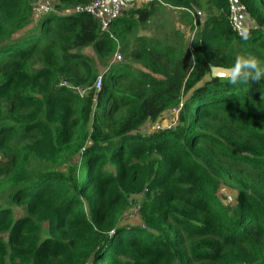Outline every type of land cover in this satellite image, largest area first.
<instances>
[{
	"label": "trees",
	"instance_id": "16d2710c",
	"mask_svg": "<svg viewBox=\"0 0 264 264\" xmlns=\"http://www.w3.org/2000/svg\"><path fill=\"white\" fill-rule=\"evenodd\" d=\"M37 1L0 0V264H264V80L216 72L264 57V0H236L243 36L230 0L140 1L110 32L70 11L91 0ZM158 5L191 52L132 44Z\"/></svg>",
	"mask_w": 264,
	"mask_h": 264
},
{
	"label": "rangeland",
	"instance_id": "374dc122",
	"mask_svg": "<svg viewBox=\"0 0 264 264\" xmlns=\"http://www.w3.org/2000/svg\"><path fill=\"white\" fill-rule=\"evenodd\" d=\"M48 1L50 2V5H51V12L57 11L56 5H55L56 0H48ZM140 1H144L143 3H146V0H134L131 6L133 5L139 6ZM239 4H240L239 2L234 3V6L238 9L237 12L245 14L244 12L245 10L239 9L238 7ZM192 11H190L189 13L190 15H192V22L194 23V27L201 26L203 28L205 25L204 23L207 21L208 10L207 9L202 10V9L196 8V11H193V12ZM190 19L191 18L187 14H184L183 11L179 8H173L168 5H162V6L158 5L155 10L154 15L152 16L150 21L147 22V25L146 26L138 25L139 27L137 26L135 31L131 34L132 38H136V41H134V43L132 44H136V45L141 44L144 46H149L150 42H146L145 44L144 42L151 41L154 38L160 41H162V39H165V41H167V43H170V44L179 43L180 45H184L183 46L184 50L191 52L192 39L196 35L197 28L192 29L193 25H191ZM241 25L243 26L242 23ZM139 34L140 36H142L141 38H138ZM87 52L89 54L92 53L90 49H87ZM254 58L262 66H264V57L254 56ZM120 61H124V53H122V58ZM132 64L139 67V64L135 63V61ZM216 72L218 75H224V76L229 75V72H226V71H216ZM173 116H174V112L169 111V113L167 112L165 114L164 119H166L167 121H170L171 123L174 119ZM152 127H153L152 124H148L144 128V131L149 133ZM219 192L221 194V197H227V199L225 200L227 204H230V202L231 203L235 202L232 192L231 194H229L223 188Z\"/></svg>",
	"mask_w": 264,
	"mask_h": 264
},
{
	"label": "built area",
	"instance_id": "2783aa9c",
	"mask_svg": "<svg viewBox=\"0 0 264 264\" xmlns=\"http://www.w3.org/2000/svg\"><path fill=\"white\" fill-rule=\"evenodd\" d=\"M134 0H91L87 4L84 5H77L71 12H87L100 20L101 24V31L102 32H110V26L115 19H117L121 13L128 7L133 4ZM236 0H230L231 3V22L238 32V35L243 36L245 35L248 30L246 31V27L241 25L240 13L237 12V8L234 6ZM239 9L245 10V6L243 4L238 5ZM109 8V15L105 16L104 10ZM36 15H42L45 13L51 12V5L48 0H38L33 7ZM122 58V54L117 52L114 56L115 61H120ZM101 74L98 77L96 87L98 89L101 88ZM77 91H82V89L77 88ZM178 111V109H177Z\"/></svg>",
	"mask_w": 264,
	"mask_h": 264
},
{
	"label": "clouds",
	"instance_id": "9594fccd",
	"mask_svg": "<svg viewBox=\"0 0 264 264\" xmlns=\"http://www.w3.org/2000/svg\"><path fill=\"white\" fill-rule=\"evenodd\" d=\"M264 80V66H262L255 58L238 57L231 69L228 81L232 85L238 83L258 82ZM176 119V118H175ZM175 119L168 128H172L176 123Z\"/></svg>",
	"mask_w": 264,
	"mask_h": 264
},
{
	"label": "crops",
	"instance_id": "0c3cea01",
	"mask_svg": "<svg viewBox=\"0 0 264 264\" xmlns=\"http://www.w3.org/2000/svg\"><path fill=\"white\" fill-rule=\"evenodd\" d=\"M104 14H105V16L109 15V8H107L106 10H104Z\"/></svg>",
	"mask_w": 264,
	"mask_h": 264
}]
</instances>
